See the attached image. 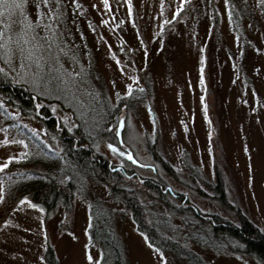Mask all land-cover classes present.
Listing matches in <instances>:
<instances>
[{
	"label": "rangeland",
	"instance_id": "rangeland-1",
	"mask_svg": "<svg viewBox=\"0 0 264 264\" xmlns=\"http://www.w3.org/2000/svg\"><path fill=\"white\" fill-rule=\"evenodd\" d=\"M83 1L88 8L80 24L92 51L81 61L94 64L115 112L108 130H115L116 141L100 138L97 151L109 163L126 162L139 181L160 180L185 194L183 206L191 202L234 220V212L213 198L218 169L228 199L264 229V0H134L135 17L126 0H108V7L104 0ZM51 6L39 8L50 14ZM25 7L30 18L37 16L28 1ZM52 108L58 132L61 124L69 130L78 125L59 104ZM9 115L17 122L7 125L0 116V173L30 168L10 163L30 152L33 139L60 151L36 116ZM0 189V264H47V246L58 264L100 262L88 231L97 197L113 211L127 264H186L151 245L103 184L87 181L70 209L58 203L50 213L27 194L4 197L1 179ZM190 244L206 264H260L244 253Z\"/></svg>",
	"mask_w": 264,
	"mask_h": 264
},
{
	"label": "trees",
	"instance_id": "trees-1",
	"mask_svg": "<svg viewBox=\"0 0 264 264\" xmlns=\"http://www.w3.org/2000/svg\"><path fill=\"white\" fill-rule=\"evenodd\" d=\"M27 1L37 12V16L30 18L31 9L25 7L27 16L33 21L40 20L35 32L20 23L19 13L12 17L13 23L7 29L0 24V30L11 39L8 48H0V116L11 126L17 122L16 117L9 115L11 111L20 118L36 116L45 126L49 140L60 151L31 140L34 146L30 152L13 160L10 166L20 164L33 169L8 172L3 168L0 179L4 183V197L9 198L10 194L16 199L17 194H27L35 204L50 213L58 203L70 209L76 190L92 180L105 185L110 198L123 203L137 230L151 245L186 264H206L190 243L244 253L264 264V229L240 205L228 199L225 181L218 169L213 198L234 212V220L199 210L191 202L183 206L181 201L187 199L185 194L171 190L160 180L145 178L139 181L136 170L128 168L126 162L121 166L109 163L97 151L100 138L108 137L113 142L117 134L115 130H108L115 112L94 64H82L81 61L82 56L90 59L92 51L80 24L86 19L84 10L88 6L83 0H49L48 4H43L42 0ZM126 2L135 17L134 0ZM41 4L46 7L52 4L51 13L46 14L37 7ZM185 6L172 22L180 18ZM231 13L238 19L236 11ZM21 29L27 32L26 36L20 34ZM33 35L36 36L34 40ZM37 101L42 103L40 108ZM54 102L77 118L75 128L69 130L61 124V130L57 131L59 118L52 108ZM111 133L114 136L109 137ZM151 151L159 158L152 147ZM128 164L131 167L137 165ZM164 165L165 169L173 171L171 164L164 162ZM157 201L165 206L166 212L157 207ZM112 212L99 197L91 202L90 242L100 249L99 264H127L121 240L114 230ZM175 218L178 223L173 222ZM45 260L47 264H58L52 246H47Z\"/></svg>",
	"mask_w": 264,
	"mask_h": 264
},
{
	"label": "snow or ice",
	"instance_id": "snow-or-ice-1",
	"mask_svg": "<svg viewBox=\"0 0 264 264\" xmlns=\"http://www.w3.org/2000/svg\"><path fill=\"white\" fill-rule=\"evenodd\" d=\"M48 2H49V0H42L43 4H48ZM26 4H27V0H0V24H4L5 29H7L8 26L11 23H13L12 17L16 13H19L21 16L20 23L24 24L26 28L35 32L36 28L40 24V20L37 19L36 21H33L27 16L26 11H25ZM104 6L108 7V0H104ZM37 7H39V5H37ZM51 19L52 18L49 17V20H51ZM20 34L26 36L27 32H25L23 29H21ZM32 39L33 40L36 39V36L33 35ZM0 41H3L2 43H0V48H8L9 45L11 44V39H10V37L5 36L4 30H0ZM24 43L27 44L28 41L25 40ZM73 75H75V73H73ZM129 87H131V86H129ZM110 147H112V146L110 145ZM9 159H13V158L9 157ZM0 167H4V165H0ZM0 191H2V189H0ZM33 207H36V205H33ZM88 259L92 260L93 257L91 255H89ZM97 264H99V261H97Z\"/></svg>",
	"mask_w": 264,
	"mask_h": 264
}]
</instances>
